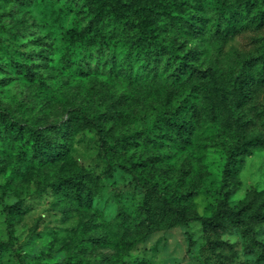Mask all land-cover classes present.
I'll use <instances>...</instances> for the list:
<instances>
[{
	"label": "rangeland",
	"instance_id": "rangeland-1",
	"mask_svg": "<svg viewBox=\"0 0 264 264\" xmlns=\"http://www.w3.org/2000/svg\"><path fill=\"white\" fill-rule=\"evenodd\" d=\"M158 1L159 7L164 8L172 0ZM69 3L70 0H30L17 4L15 0H0V14L7 13L14 28L7 31L0 23V63L9 53L25 49L47 76V82L57 83L51 82L53 86L46 83L42 88L20 81L10 83L7 88L0 86L2 120L11 123V127L37 130L51 139L48 145L33 146L27 162L0 153V264H120L124 257L133 264H264L244 248L237 230L224 235L209 233L205 237L197 221L177 222L171 215L152 214L154 210L149 211L147 218L149 205L158 208L159 200L150 194V186L143 185L146 179L150 185L156 179L152 174L161 169L171 168L185 174L192 168L200 176L201 187L191 206L200 216L210 217L225 185L232 190L230 206L264 189V149L245 156L242 166L227 179L224 168L228 135L219 124H205L204 132L194 139L195 146L193 143L187 150H174L162 164V152L152 147H134V142L127 159L105 155L101 134L92 122L96 113L105 110V101L124 95L123 89L98 77L92 78L95 89L90 90L88 85L78 87L57 72L44 51L50 43L60 51L73 47L78 31H71V35L65 31L70 27L71 18L66 14ZM26 25L39 26L41 30L25 31ZM141 33L135 31L133 38L137 39ZM106 34L110 36L112 31ZM255 34L237 36L206 48L209 55L220 50L225 60L237 53L248 56ZM88 39L91 47H95L101 37L95 35L94 39L91 34ZM196 43V39L189 38L187 48ZM206 64L196 63L199 67ZM161 97L138 96L135 101L139 109L150 112L163 106ZM76 114L80 115L79 126L74 121ZM155 123L154 116L131 117L123 123L122 130L130 135L149 130ZM148 155L159 163L150 169L147 166L146 171L123 170L120 166L142 161ZM198 167L202 170L198 171ZM190 176L186 179H191ZM68 183L83 185L86 190L76 191ZM121 216L128 218L122 221L127 228L125 232L116 221ZM258 239L264 241V225L258 228ZM212 240L226 244L211 247Z\"/></svg>",
	"mask_w": 264,
	"mask_h": 264
},
{
	"label": "trees",
	"instance_id": "trees-1",
	"mask_svg": "<svg viewBox=\"0 0 264 264\" xmlns=\"http://www.w3.org/2000/svg\"><path fill=\"white\" fill-rule=\"evenodd\" d=\"M29 1L15 0V3ZM170 2L162 8L158 0H70L66 11L71 18L70 27L65 31L70 35L71 31H78L74 45L71 50L60 51L50 43L44 47L48 53L46 58L55 64L57 72L69 77L78 87L88 85L93 90L92 78L98 77L123 89L124 95L105 101V110L96 113L92 122L101 134V149L105 155L127 159L134 142V147H152L162 152V164L174 150L193 147L194 139L204 132L205 124H219L228 135L224 168L227 179L242 166L245 156L264 149V34L260 36L264 32L261 31L264 30V0ZM146 8H149L147 14ZM176 12L178 14H174ZM9 17L7 13L0 14V23L7 31H13ZM40 30L39 26H25V31ZM107 31L112 34L107 36ZM135 31L142 32L137 39L133 38ZM253 32H256L252 35L254 45L248 56L237 53L225 60L220 50L212 55L207 51L206 45L223 44ZM91 34L94 39L95 35L101 37L98 44L94 41L95 47H91L88 39ZM189 38L197 41L193 48H187ZM41 39L36 40L41 43ZM55 55H58L56 59ZM198 62H204L206 67L197 66ZM47 79L25 49L9 53L0 63L2 87L7 88L15 81L35 83L39 88L47 84L53 86L54 80L47 82ZM145 95L164 97V101L160 98L163 106L150 112L139 109L135 100ZM180 98H183L181 102ZM77 111L86 116L84 111ZM151 116L156 118L151 129L130 135L123 132V123L129 118ZM74 121L79 126L80 115L76 114ZM0 139V153L6 152L25 162L33 146L51 142L37 130L11 127L2 116ZM58 141L62 143V136ZM151 156L120 166L123 170L146 171L147 166L150 169L159 163ZM189 174L191 179L187 180ZM152 176L156 179H152L150 185L146 179L143 185L150 186V194L159 200V207L149 205L147 218L149 211L154 210L152 214L171 215L177 222L197 221L205 237L209 233L224 235L237 230L249 254L264 261V241L258 239V228L264 225V189L230 206L232 190L225 185L214 214L202 217L191 206V200L201 187L200 176L194 169L190 168L185 174L171 168L161 169ZM73 188L79 192L86 190L78 184ZM122 218L124 216L117 217L116 221L125 232L127 228L123 224L128 218ZM147 228L152 227L147 225ZM219 244L226 243L209 242L211 247ZM120 264L133 263L124 257Z\"/></svg>",
	"mask_w": 264,
	"mask_h": 264
}]
</instances>
